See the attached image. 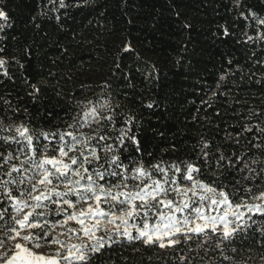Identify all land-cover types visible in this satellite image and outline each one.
<instances>
[{
    "label": "trees",
    "instance_id": "obj_1",
    "mask_svg": "<svg viewBox=\"0 0 264 264\" xmlns=\"http://www.w3.org/2000/svg\"><path fill=\"white\" fill-rule=\"evenodd\" d=\"M64 3L67 7L61 8L58 0H0L9 13L6 30L11 37L0 40L8 73L0 70L4 125L23 123L36 132L54 131L65 121L71 123L80 111L78 103L107 102L118 114L117 127L133 118L132 131L140 145L138 151L130 145L129 152L146 165L195 161L202 140L212 153L217 146L225 155L248 151V134L238 137L245 147L224 137L255 122L250 110L264 111V38L258 37L264 25L250 13L241 15L250 9L264 18V0ZM32 85L40 91L34 92ZM85 132L92 135L94 128ZM253 154L264 159L256 149ZM215 159L204 179L223 173V183H234L228 191L237 196L243 195L240 187L264 189V181L245 180L246 171L229 174ZM253 219L255 229L264 227V218ZM261 239L250 229L226 242L224 256L218 258L217 248L201 249L181 264H200L205 252L216 256L210 264H264ZM188 248L181 245L180 252L124 241L103 250L91 264H179L178 256ZM233 248L239 251L233 253ZM226 256L231 260H224Z\"/></svg>",
    "mask_w": 264,
    "mask_h": 264
},
{
    "label": "snow or ice",
    "instance_id": "obj_2",
    "mask_svg": "<svg viewBox=\"0 0 264 264\" xmlns=\"http://www.w3.org/2000/svg\"><path fill=\"white\" fill-rule=\"evenodd\" d=\"M58 4L67 7L64 0ZM249 13L264 25V18L250 9L241 15ZM9 20L0 7V40L11 38ZM6 64L0 56L5 76ZM78 107L71 123L49 132L0 121V133H7L0 135V264H91L103 250L124 241L165 249L192 236L215 235L219 247L250 229L264 244V227L255 229L253 219L264 218V191L240 187L243 195L237 196L228 191L234 183H223V173L204 179L212 173L215 156L216 166L229 174L246 171L245 180L264 181V159L249 155L252 149L264 154V111L250 110L255 122L224 137L245 147L238 137L248 134L243 154L225 155L221 146L212 153L202 140L195 161L146 165L129 152L130 145L133 151L140 145L131 116L117 127L118 114L107 102ZM85 128H94V134Z\"/></svg>",
    "mask_w": 264,
    "mask_h": 264
},
{
    "label": "rangeland",
    "instance_id": "obj_3",
    "mask_svg": "<svg viewBox=\"0 0 264 264\" xmlns=\"http://www.w3.org/2000/svg\"><path fill=\"white\" fill-rule=\"evenodd\" d=\"M258 37H263L264 38V34L261 33L260 30H258ZM88 128H85V130H87ZM49 155H52L51 152L48 153ZM261 191H264V189H262ZM260 191V192H261ZM254 218V217H253ZM227 241L220 243L219 247H217V244L219 243L218 238L215 235H209V236H192V238L190 240H182V242L180 244H178L176 247L174 248H165L167 250H173L175 248H178V251L181 252V245L183 247H189L188 249H186V252L180 254L178 257L180 259L179 264H181V260L184 261L185 256H188L189 253H191V255H195V252L200 251L201 249H214L217 248V251H219V255L218 258H220L221 256H224V245L226 244ZM192 243V244H191ZM191 245H193V247H191ZM221 249H223V251H221ZM48 250L47 248L42 249V251H46ZM210 253V252H209ZM209 253H204L203 257L199 259L200 264H210L212 261H215V255L211 256Z\"/></svg>",
    "mask_w": 264,
    "mask_h": 264
}]
</instances>
